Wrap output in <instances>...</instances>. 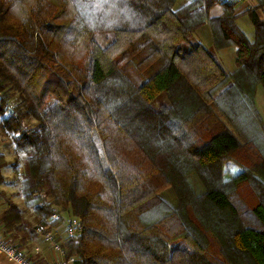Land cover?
<instances>
[{"label": "trees", "instance_id": "1", "mask_svg": "<svg viewBox=\"0 0 264 264\" xmlns=\"http://www.w3.org/2000/svg\"><path fill=\"white\" fill-rule=\"evenodd\" d=\"M242 1L0 0V183L11 167L25 203L6 199V235L58 212L75 264H264V0L252 37Z\"/></svg>", "mask_w": 264, "mask_h": 264}, {"label": "crops", "instance_id": "2", "mask_svg": "<svg viewBox=\"0 0 264 264\" xmlns=\"http://www.w3.org/2000/svg\"><path fill=\"white\" fill-rule=\"evenodd\" d=\"M259 3V0H243L236 8V13L239 14V17L243 14H246V9L249 7H255ZM224 10V7L221 4L213 5L210 10V16H218L221 15ZM258 16L261 19H264V7L258 8L256 10ZM239 19V18H238ZM237 23L239 27L249 36L252 37L254 34V25L252 22H246L245 19H242ZM203 42L207 41V45H211V36L208 29H201V32L198 36ZM205 38V39H204ZM236 51L237 45L228 46L221 48L217 51V58L222 63V65L228 70L233 71L237 68L236 64ZM262 97L264 99V88L259 85L256 90V104L259 109L263 119L264 113L259 105V98ZM3 211V209H2ZM0 211V215L2 213ZM47 224V223H45ZM0 223V231L2 235H6L5 228ZM49 229L54 232V237L57 241L61 242V224H47ZM33 243L35 247L33 248ZM22 244V245H21ZM19 251L20 254L28 261L30 264H53L55 260L61 258V252H58L54 249L52 241L49 240L44 232L38 231L34 233L27 239L25 242L19 240ZM33 249V250H32ZM0 264H25L23 261H18L15 259H11L7 257L5 254H0Z\"/></svg>", "mask_w": 264, "mask_h": 264}, {"label": "rangeland", "instance_id": "3", "mask_svg": "<svg viewBox=\"0 0 264 264\" xmlns=\"http://www.w3.org/2000/svg\"><path fill=\"white\" fill-rule=\"evenodd\" d=\"M242 19H245L246 22H251L249 16L247 14H243L239 17L238 22H240ZM98 40L101 42V44L105 45L107 44V40H105L104 33H98L97 34ZM205 39V38H204ZM207 41L205 40V43ZM187 45V42H185ZM128 74L133 77V73L131 71H128ZM259 105L264 113V99L262 97L259 98ZM5 143H8V141L4 140L3 136L0 134V150L4 151L6 153V159L7 161H13L14 160V154H12V151H6L4 150L3 146ZM234 168H237L235 165L231 166ZM6 166L3 168V175L4 179L3 182L0 183V211L6 206V199L15 201L18 203L22 208H25L24 198L22 197V194L20 192V182L16 178V175L12 173V168ZM189 181L193 184L196 191H202L204 188L201 180L196 174H190L188 177ZM200 193V192H199ZM161 197L170 202L173 205L177 204V196L174 192V189L172 187L166 188L161 192ZM27 212V213H26ZM24 211V215L26 219L30 222V226H36L38 223V219L35 217L33 212H29L28 210ZM58 213V212H56ZM65 216L62 214L60 218H56V224H61V247L62 242L64 243V237L66 239L67 233H66V225L63 224ZM37 227V226H36ZM4 236V234H3ZM7 241H9L10 244L19 245V241H15L11 234H8V236H4ZM35 247V244L33 243V248ZM33 250V249H32ZM64 256V254H63ZM70 257V256H68Z\"/></svg>", "mask_w": 264, "mask_h": 264}, {"label": "built area", "instance_id": "4", "mask_svg": "<svg viewBox=\"0 0 264 264\" xmlns=\"http://www.w3.org/2000/svg\"><path fill=\"white\" fill-rule=\"evenodd\" d=\"M53 218H60L61 215L59 213H54L52 215ZM63 224L66 225V233L69 237H75L78 234L79 229V219L77 217L65 216ZM37 230L44 232L45 236L52 241L53 247L56 251L61 252V258L54 261L53 264H75L77 257L72 255L70 257L63 256L64 251L61 247V242L57 241L54 237V232H52L47 224H39L37 226ZM65 238V237H64ZM5 254L7 257L11 259H15L18 261H23L25 264H30L28 261L23 258L20 254L19 247L13 244H10L9 241L5 239L0 231V254Z\"/></svg>", "mask_w": 264, "mask_h": 264}]
</instances>
